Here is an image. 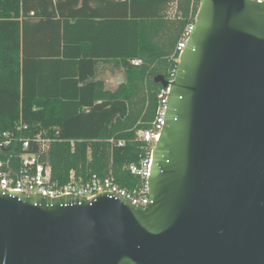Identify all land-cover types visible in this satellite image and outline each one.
Segmentation results:
<instances>
[{
    "label": "water",
    "instance_id": "1",
    "mask_svg": "<svg viewBox=\"0 0 264 264\" xmlns=\"http://www.w3.org/2000/svg\"><path fill=\"white\" fill-rule=\"evenodd\" d=\"M154 80L170 90L147 205L0 187V264H264V2L202 0Z\"/></svg>",
    "mask_w": 264,
    "mask_h": 264
},
{
    "label": "trees",
    "instance_id": "2",
    "mask_svg": "<svg viewBox=\"0 0 264 264\" xmlns=\"http://www.w3.org/2000/svg\"><path fill=\"white\" fill-rule=\"evenodd\" d=\"M201 2L0 0V129L49 138L39 154L58 186L74 170L138 187L129 167L148 153L138 132L160 106L164 88L154 78L175 76L177 47ZM108 73L124 82L108 86Z\"/></svg>",
    "mask_w": 264,
    "mask_h": 264
},
{
    "label": "built area",
    "instance_id": "3",
    "mask_svg": "<svg viewBox=\"0 0 264 264\" xmlns=\"http://www.w3.org/2000/svg\"><path fill=\"white\" fill-rule=\"evenodd\" d=\"M252 1L264 2V0ZM194 26L195 23L191 24L180 40L177 47L179 55L185 49ZM173 78L170 79L172 80ZM169 90L170 88H164L160 94V106L152 127L138 132V139L144 141L148 149L147 156L140 164H131L129 167L131 172L140 176L142 180L138 187L128 189L121 186L116 182L113 175L100 177L97 174H93L85 180L83 176L77 175L74 170L70 172L68 182L58 186L52 181L50 167L40 159L39 154L46 149L50 139L43 137L42 134L36 135L33 139L24 138L17 134L16 131L1 129L0 144L3 145V148L0 145V151L10 150V153L0 156V187L8 190L20 189V191H25L28 194H48L54 197L64 194H76L91 198L101 192L112 191L136 205L145 207L149 201L148 177L152 165V153L164 125ZM27 127L26 124H20L17 130L26 129ZM32 143L38 145V151L30 150ZM123 143V141H118L119 145Z\"/></svg>",
    "mask_w": 264,
    "mask_h": 264
},
{
    "label": "rangeland",
    "instance_id": "4",
    "mask_svg": "<svg viewBox=\"0 0 264 264\" xmlns=\"http://www.w3.org/2000/svg\"><path fill=\"white\" fill-rule=\"evenodd\" d=\"M120 73H108L106 76H105V79H106V82H107V85L114 88L117 86V84L115 83L114 79L116 76H118Z\"/></svg>",
    "mask_w": 264,
    "mask_h": 264
},
{
    "label": "crops",
    "instance_id": "5",
    "mask_svg": "<svg viewBox=\"0 0 264 264\" xmlns=\"http://www.w3.org/2000/svg\"><path fill=\"white\" fill-rule=\"evenodd\" d=\"M92 5H94V6H95V5H96V3H92ZM120 74H122V73H120ZM106 75H107V74H106ZM106 75H104V76H103V78H105V76H106Z\"/></svg>",
    "mask_w": 264,
    "mask_h": 264
}]
</instances>
